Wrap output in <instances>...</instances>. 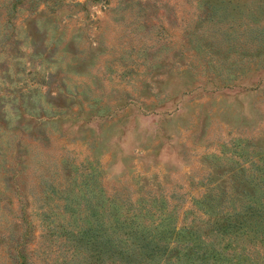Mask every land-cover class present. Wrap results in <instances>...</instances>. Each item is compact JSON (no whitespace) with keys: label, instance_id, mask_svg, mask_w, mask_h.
Masks as SVG:
<instances>
[{"label":"rangeland","instance_id":"1","mask_svg":"<svg viewBox=\"0 0 264 264\" xmlns=\"http://www.w3.org/2000/svg\"><path fill=\"white\" fill-rule=\"evenodd\" d=\"M263 172L264 0H0V264H125L71 233L202 234Z\"/></svg>","mask_w":264,"mask_h":264},{"label":"trees","instance_id":"2","mask_svg":"<svg viewBox=\"0 0 264 264\" xmlns=\"http://www.w3.org/2000/svg\"><path fill=\"white\" fill-rule=\"evenodd\" d=\"M68 207L69 204L65 205V208ZM122 221L124 243L130 251L117 249L116 242L110 236L101 239L97 224L90 225L89 223L88 227L71 234L73 237L78 236L79 242L93 245L94 249L98 247L100 250L111 251L110 248L114 246L117 250L115 253L117 260L125 264H192V258L195 255H197L196 261L210 259L216 260V264H219L218 262L228 259V257L221 256V250L225 251L230 244L227 241L222 249L215 248L213 245L208 247L205 239L210 236H227L232 238V244L237 239L241 241V238L243 240L245 238L248 239V243L253 244V247H264V228L261 227V223H264V203L262 205L258 203L256 206L249 204L242 211L238 210L233 214L225 213L221 217L209 218L206 221L207 231L202 234L197 233L196 230H200L198 227L169 229L161 223L150 227L138 224L133 219L129 220V224L125 222L127 219ZM243 248L236 250L235 247L229 257L235 259L237 263L240 262L239 260L244 259L245 256ZM262 258L264 259L263 256L258 257V259Z\"/></svg>","mask_w":264,"mask_h":264}]
</instances>
